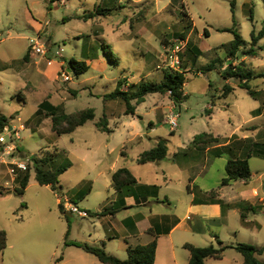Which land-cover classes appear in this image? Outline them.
Listing matches in <instances>:
<instances>
[{"label": "rangeland", "instance_id": "rangeland-1", "mask_svg": "<svg viewBox=\"0 0 264 264\" xmlns=\"http://www.w3.org/2000/svg\"><path fill=\"white\" fill-rule=\"evenodd\" d=\"M97 8L108 15L83 19ZM186 15L194 25L190 44L198 46L204 55L197 64L187 59L184 62V92L188 99L177 107L179 127L172 134L165 124L166 115L174 106L168 95L147 96L139 106V117L126 115L122 100H104V96L114 92L120 81L124 91L144 82L161 83L167 70L164 43L184 31ZM263 28L264 0H0V113L14 118L11 123L15 126H25L21 132L25 156L60 152L71 162V168L60 178L63 192L57 194L49 186L39 185L33 170L23 197L13 192L15 178L7 167L0 165V185L10 191V195L0 197V230L8 237V246L0 253V264H60L57 259L64 258L66 240L86 243L91 234L95 240L104 239L101 221L91 215L82 218L71 214L64 207L67 220L61 215L59 200L68 199L76 206L73 199L89 184L94 189L77 200L78 209L91 214L103 211L110 167L117 159L122 163L121 152L128 154V165L143 169L152 181L148 169L137 163L141 153L154 149L160 139L171 141L168 146L173 152L192 136L204 133L232 145L222 157L209 156V163L205 161L207 154L198 156L191 170L198 174L196 184L220 196L223 192L237 195L244 189L259 193L257 202L252 199L255 205L243 203L248 209L247 227L242 225L240 214L244 209L240 206L239 210L231 209L228 229L217 224L206 227L226 245L248 244L264 249V77L250 83L257 92L254 100L238 87L237 80L226 83L218 70H203L213 59H226L224 46L235 36L224 30H235L243 39L244 50L250 47L252 32L259 33ZM39 33L50 50L45 57L30 49V39ZM259 46L264 47V39ZM57 51H62L63 58L55 57ZM27 52L29 60L23 62ZM72 57L86 61L90 70L79 79L70 73L71 81L65 82L60 70L68 71L67 62ZM49 60L64 64L60 68L50 67ZM241 60L239 54L233 63L238 65ZM245 62L255 75L264 74V49ZM225 84L235 90L222 98ZM213 96L218 98L215 104ZM46 99L60 106L65 114L94 109L96 118L72 134L59 136L52 131L51 119L38 115L39 105ZM260 108L261 113H257ZM157 111L162 113L158 118ZM104 115L114 130L111 134L96 127ZM150 121L154 126L149 125ZM241 150L251 154V181L247 186L237 181L232 183L233 187H222L228 161L241 157ZM203 166L206 168L202 170ZM188 174L190 170L183 175ZM251 206L257 208V214L250 210ZM200 245L210 246L206 240ZM73 252L66 264H92ZM184 252L178 251L183 254L178 255L182 264H186L188 254ZM83 256L101 264L95 257ZM237 257L241 258L238 252L229 251L225 260L213 262L237 264ZM259 257L264 261V253ZM117 258L124 261L127 256Z\"/></svg>", "mask_w": 264, "mask_h": 264}, {"label": "trees", "instance_id": "trees-1", "mask_svg": "<svg viewBox=\"0 0 264 264\" xmlns=\"http://www.w3.org/2000/svg\"><path fill=\"white\" fill-rule=\"evenodd\" d=\"M91 12L89 15L83 16L85 21L95 18L96 16H107L108 13L105 10L99 8ZM185 21V20H184ZM183 21V22H184ZM187 25L184 27V31L178 35V38L169 40L164 43V47H170L173 44L174 40H181L186 42V46L181 52V70L173 71L166 70L164 74V80L161 83L156 82H144L140 85H134L128 90H122V82L120 81L116 90L110 94L104 96V100H122L126 105V115H135V111L138 106L145 102V99L149 95L160 94L168 95L170 100L177 106L180 107L187 99L188 96L184 93V87L186 85V73L187 67L184 62L186 59L189 63L197 64L199 58L204 55V53L190 42H188V37L193 30V22L186 15ZM225 32H231L234 34L235 39L227 46H224L227 52L226 59L223 61L221 59H213L211 62L203 68L205 71L218 70L221 77L225 81H230L235 79L238 81V87L247 91L249 96L254 100H257V92L251 86V81L256 78L264 77V74L255 75L250 65L245 62V59L248 57H256L259 50H263L264 47L259 46V42L264 39V28L256 33L255 30L252 32V42L248 49H243V39L242 37L233 29L224 30ZM206 36H209V32L205 31ZM30 52V50H29ZM29 52L25 55L22 61L29 60ZM241 54L243 60L239 62L238 65L234 64V60H238V55ZM228 63V64H227ZM67 69L76 79H79L81 76L87 74L90 70V66L86 61H79L77 58H70L67 62ZM6 69V68H4ZM212 85L210 84V88ZM235 88L229 84H225L222 88V98H227L230 94L234 92ZM218 98L213 96V103ZM135 102V104H133ZM263 108L257 110V113H261ZM44 114L51 119L52 131L59 136L69 135L74 133L78 128L85 126L88 122L94 121L96 118L94 109H86L78 113L65 114L62 111L60 106H54L51 104L49 99H46L39 105L38 115ZM14 118H8L0 113V132H2L8 125L11 124ZM96 127L100 132L111 134L114 132L110 128L109 120L106 115L96 123ZM174 134V132H172ZM220 140L218 137L213 136L212 134L204 133L197 135L194 139L193 144H211L218 143ZM22 151V150H21ZM169 147L168 140L160 139L157 142V146L148 151H144L140 154L137 159L139 165H146L149 163H156L163 161L168 155ZM59 154H46V155H36L31 156L32 165L29 166L28 170L25 173H21L15 179L17 183L14 193L19 196H24L31 179V172L34 170L35 179L41 186H49L54 193L60 194L62 187L60 186V178L64 175L70 168L71 162L67 159L64 153ZM250 157L251 154L247 155L246 158H234L230 159L227 163L226 173L227 177L222 180L221 186L227 187L230 186L233 182L243 181L249 183L252 179V172L250 167ZM138 185V180L132 174V172L127 168H121L113 174L112 177V186L119 193H127V190ZM189 192L194 195L195 204H219L224 213L231 208V206L225 204L220 198L219 193L216 191L205 192L200 189L198 186L188 187ZM8 192V193H7ZM90 193V189L86 188L81 190L73 199L75 205L78 204L77 200L83 199ZM10 195L8 188H4L0 185V197ZM126 196V194H124ZM123 196V195H122ZM241 221L242 224L247 227L248 223L246 220L248 218L246 205L241 204ZM59 209L61 215L69 220L68 215L66 214L62 203H59ZM250 210L257 214L258 210L254 206L250 207ZM91 215L89 212H87ZM103 215V214H99ZM97 215V216H99ZM69 230L66 234L68 237ZM218 246L210 245L207 247H196L190 244L184 246L187 249L191 256L189 264H206L208 259L222 260L224 258V253L228 249H235L239 252L243 258V264H264V261L260 260L258 256L264 253L263 248H257L248 244H237L235 246H226L224 243L217 239ZM8 246V237L7 233L3 230H0V253H3ZM65 246H74L85 253L95 256L102 264H155L156 255L158 249V241L155 238L151 243L147 245H139L136 247H129L127 250V259L120 260L116 256L110 254L103 243L91 245L88 243L82 242H68L65 241ZM62 256L57 259V262L62 260Z\"/></svg>", "mask_w": 264, "mask_h": 264}, {"label": "crops", "instance_id": "crops-1", "mask_svg": "<svg viewBox=\"0 0 264 264\" xmlns=\"http://www.w3.org/2000/svg\"><path fill=\"white\" fill-rule=\"evenodd\" d=\"M37 35H40V33ZM190 36L188 37V42L191 40ZM88 60L93 61L91 59ZM63 64V62H56V60H49L47 62V65L50 67L55 66L54 68H60ZM228 82L226 81V83ZM207 111H211V109ZM161 115L162 113L157 111L155 116L158 118ZM134 116H140L139 106ZM142 123L144 124V121ZM149 125L154 126V122L150 121ZM195 137L192 136L188 142L181 145V147H176V150L173 152H170L169 149L168 155L163 161L140 165L148 169L149 175L154 178L152 181L150 180L151 178L146 176L143 169L136 170L134 167L128 165V154L124 155L121 152L122 163L117 159L110 167V182L105 185L108 197L104 202L103 211H98L96 214H91L90 212L91 217L101 221L104 239L95 240L93 239L94 235L91 234L88 236L89 240L87 242L91 245L103 243L106 250L110 251V254L121 258L123 255L127 256L129 247L147 245L157 238L158 249L155 264H182L178 260V255H183L182 253L178 254L180 249L185 251L184 253H188L186 254V264H189L191 254L184 248L186 244L203 247L200 245V242H205L206 240L208 244L214 245L215 242V246H218L217 239L219 237L209 227L207 228L206 225L217 224L221 228L228 229L231 209L236 210L238 208L237 210H239V206L245 202L255 205L252 199L256 201L257 194L259 193L255 189L253 191L244 189L237 195L225 194L223 192L219 198L225 204L231 206L225 213L219 204H195L193 202L195 197L188 190L189 186H198L196 184L198 174L196 175L191 171L194 169L193 164L195 160L198 159L199 155L207 154L208 157L205 158V161L209 163V156L213 155L215 158L222 157V154L227 152V149L232 145V142L230 143L229 141L226 143L219 141L214 146H208L207 144L194 145ZM243 140H248V138ZM170 142L168 141V143ZM240 153L241 157L239 158H246L250 154L245 150H241ZM121 168L129 169L138 180L137 186L127 190V193L123 192V194L116 191L112 186L113 174ZM205 168L203 166L202 170ZM188 170H190V174L185 177L183 174ZM92 183L94 184V181ZM243 183L247 186V183ZM61 187V192H63V186ZM86 188L90 189V193L88 194L90 195L94 188L89 184L86 185ZM224 245L226 244L224 243ZM64 249L65 255L60 264H66L68 255H74L73 251H75V255L79 256L82 261L86 260L95 264V262L89 260V258H85L83 255L95 256L85 253L77 247L64 246ZM78 250L82 251L83 254H79ZM229 251L236 250L228 249L224 253L222 260L208 259L206 264H215L213 261L225 260ZM258 258L260 259L259 256ZM243 263V256L241 255V258L237 257V264Z\"/></svg>", "mask_w": 264, "mask_h": 264}, {"label": "built area", "instance_id": "built-area-1", "mask_svg": "<svg viewBox=\"0 0 264 264\" xmlns=\"http://www.w3.org/2000/svg\"><path fill=\"white\" fill-rule=\"evenodd\" d=\"M185 46V41L174 40L170 47H165L164 66L166 69L173 71L181 70L180 54ZM30 49L34 54L44 57L50 52L49 49H46L45 43L42 42L41 35H37L30 39ZM63 56L62 51H57L55 54V57L57 58H63ZM60 75L65 82L71 81L69 71L64 70V68H61ZM176 110L177 106L174 104L165 119V124L170 126L172 132H175L179 127L180 113ZM25 129L26 128L23 124L15 126L11 123L0 132V165L7 167L15 179L19 174L25 173L29 166L32 165L31 156H25L23 151H21V132ZM60 202L71 214H78L82 218L89 217V214L86 211H80L78 207L72 205L68 199H60Z\"/></svg>", "mask_w": 264, "mask_h": 264}]
</instances>
